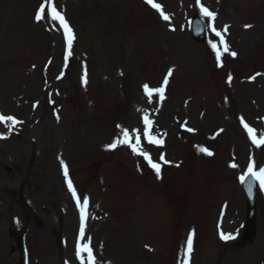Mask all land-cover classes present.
I'll return each instance as SVG.
<instances>
[{
  "label": "rangeland",
  "instance_id": "1",
  "mask_svg": "<svg viewBox=\"0 0 264 264\" xmlns=\"http://www.w3.org/2000/svg\"><path fill=\"white\" fill-rule=\"evenodd\" d=\"M38 2L0 0V115L20 121L0 128L7 137L0 139V264L18 263L8 229H25L27 264L74 263L70 241L80 213L57 167L61 160L70 166L81 203L89 199L86 235L106 245L101 264H182L195 229L188 264H264L260 198L255 240L247 246L221 240L226 230L215 219L220 200L227 199L242 225L245 220L244 197L224 164L229 156L241 163L248 150L257 151L246 148L241 119L264 132V0H201L216 14L214 25L229 51L237 53L224 52L219 63L209 44L219 38L211 31L205 44L189 37L186 23L200 15L195 0H155L170 21L145 0H54L75 36L61 79V40L57 47L34 22ZM145 84L163 86L164 98L153 94L149 102ZM151 110L164 145L150 148L157 161L163 154L168 162L155 177L165 186L155 184L149 170L134 173L127 146L104 148L115 123L127 129ZM17 147L25 159L19 161ZM64 237L69 249L59 242Z\"/></svg>",
  "mask_w": 264,
  "mask_h": 264
},
{
  "label": "snow or ice",
  "instance_id": "2",
  "mask_svg": "<svg viewBox=\"0 0 264 264\" xmlns=\"http://www.w3.org/2000/svg\"><path fill=\"white\" fill-rule=\"evenodd\" d=\"M145 3L150 5L153 9H155L163 20L170 21V16L165 14L163 11L162 6L159 3H156L155 0H145ZM195 4L198 8L199 14L202 18H205L207 21V27L210 31L214 34L215 37L219 38V43L214 40H210L209 44L213 52L215 53L216 61L219 63L221 60V56L224 52H228L232 57L237 55L234 51H229V48L224 41L223 35L221 31H218L214 25L215 16L216 14L210 11L207 7H205L201 0H195ZM46 9L48 12L46 13ZM36 21H40L42 19H50L51 21H55L59 23V26L63 29V37L67 45L68 53L71 54V48L73 45V41L75 40V36L73 30L69 26L68 22L66 21L64 15L57 10L56 5L53 3V0H44L43 3L40 4L38 10L35 13ZM245 27H251L250 25H246ZM173 31L175 29H172ZM224 31L226 32L227 29L225 28ZM222 46V48H221ZM67 56L65 59L67 60ZM172 69L168 70L167 75L163 80V85H167L168 83V76H171ZM231 75L229 74L228 81L231 82ZM252 79L254 80L255 77L253 76ZM86 83V81H85ZM144 94L149 97V102H151V97L153 94H157L160 99L164 98V87H157V88H149L147 84L143 85ZM11 122V125L14 127L20 121L16 120L12 116H3L0 115V122ZM153 121L149 119L148 115L145 114L143 116V125L144 129L142 135L146 138L149 144L161 145L163 142L162 140L158 139L155 135L150 134V128ZM241 124L243 125L244 129L246 130L248 137L253 145L257 148L264 145V132L260 133L259 138L256 134V130L250 127L247 123L241 119ZM117 128L120 129L119 133H117L116 138L105 146L106 150H114L119 145H125L130 150L131 153L137 156L143 157V159L147 162L148 166L155 172L157 178H160L161 175V165L160 163L153 162L149 153L145 152L141 146V134H138L137 130H132L130 133L129 130L121 128V126L117 125ZM188 131H193L191 128L187 129ZM7 137L3 134H0V139H6ZM199 151L206 153L207 155H213L212 152L208 151L206 148H199ZM160 161L164 163H168L164 160V155L161 154L159 157ZM61 166L63 167V174L67 183V188L71 193L73 199L76 201V206L80 213V227L78 233V239L75 245V256L76 259L79 260L80 264H97L96 257L93 253V248L91 246V238L89 237L87 243H82L85 238V228H86V220H87V209L89 207V199L87 197H83V201L81 203V197L78 196L77 191L75 190L71 179L69 178L68 168L67 165L64 164L63 160H61ZM230 167L237 168L238 166L235 163L230 164ZM239 182L242 186L246 189L249 196L252 195L253 192V182L258 184V187L261 191H264V166L259 167L258 169L255 166V162L251 160L250 163L247 165L246 171H244L238 177ZM226 207V206H225ZM220 239L223 241H228L235 238L233 233H225L223 230L220 231ZM193 246V236L189 234L186 241V248L184 251V258L182 264H188V260L190 258V254L192 252Z\"/></svg>",
  "mask_w": 264,
  "mask_h": 264
},
{
  "label": "bare ground",
  "instance_id": "3",
  "mask_svg": "<svg viewBox=\"0 0 264 264\" xmlns=\"http://www.w3.org/2000/svg\"><path fill=\"white\" fill-rule=\"evenodd\" d=\"M0 128H1V125H0ZM20 152H22V150H21L20 148L17 147V148L15 149V154L18 155V157H19V161L25 159V157H26V153H20ZM234 203H236V204H234V205L237 206L238 209L241 207V200H240L239 198H238V200L235 199V200H234ZM230 206H231V205H230ZM218 210H219V207H218ZM240 210H241V209H240ZM229 214H230L231 217H232V222H233L234 220L237 219V217H236L235 215L231 214V211L229 210V207H228V205H227V208H226V214H225V220H229V219H230V218H228ZM228 222H229V221H228Z\"/></svg>",
  "mask_w": 264,
  "mask_h": 264
}]
</instances>
